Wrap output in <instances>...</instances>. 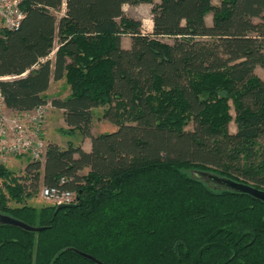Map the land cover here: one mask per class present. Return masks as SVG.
<instances>
[{"label":"trees","instance_id":"16d2710c","mask_svg":"<svg viewBox=\"0 0 264 264\" xmlns=\"http://www.w3.org/2000/svg\"><path fill=\"white\" fill-rule=\"evenodd\" d=\"M137 2L153 4L150 32L122 9ZM21 8L0 38V76H14L0 80L6 107L32 110L65 78L70 93L49 102L91 147L48 142L17 176L0 163V214L43 227L0 223V264H99L79 252L102 264H264V201L187 173L264 189V0ZM96 108L113 130L92 133ZM40 185L75 192V206L27 204Z\"/></svg>","mask_w":264,"mask_h":264},{"label":"built area","instance_id":"2783aa9c","mask_svg":"<svg viewBox=\"0 0 264 264\" xmlns=\"http://www.w3.org/2000/svg\"><path fill=\"white\" fill-rule=\"evenodd\" d=\"M24 0H0V38L3 33L16 29L23 17ZM14 76H0L10 79ZM49 101L32 110L16 111L6 107L0 89V163L6 164L19 157L43 161L47 140L45 124ZM63 181V178L60 179ZM40 196L57 206L75 202V192L58 186H42Z\"/></svg>","mask_w":264,"mask_h":264},{"label":"rangeland","instance_id":"374dc122","mask_svg":"<svg viewBox=\"0 0 264 264\" xmlns=\"http://www.w3.org/2000/svg\"><path fill=\"white\" fill-rule=\"evenodd\" d=\"M158 2L159 0H155ZM219 0H213L214 4H218ZM153 4L147 3V2H137V3H125L122 6V9L124 13L130 17H133L135 19H138L141 21V30L143 32H150L152 30V13L151 8ZM205 20L207 23L211 22V13L207 12L205 14ZM161 40L165 42H171L172 38L170 37H162ZM121 44L129 46L130 45V37L128 35H122L121 36ZM255 72L258 76H260L262 79H264V67L256 66ZM65 89L66 86L64 83H51L50 88L48 90V93L46 94L48 97V101L52 96H64L65 95ZM53 106L50 105L47 109V119L51 125L50 127L54 131V133H58L59 136L62 135V138L58 141L60 146H66V144L71 141L74 145H77L78 142V134L77 132L73 133L72 135H69L66 133V125L63 122L62 115L57 110L52 109ZM230 112L232 116L234 115V111L230 109ZM102 114V108H96L93 110V121H94V129L95 132L101 131L103 128L106 129L107 124L103 122L100 118V115ZM46 125V124H45ZM192 128V122H188L186 125V129ZM228 129L230 132H234L235 130V124L231 120L228 125ZM29 159L27 157H19L15 158L14 160H11L9 163L4 164L6 168H8L10 171H12L16 176L23 174V164L25 165ZM43 162V161H42ZM192 175H196L195 171H189L187 172ZM208 182V181H207ZM1 186H3V182H0ZM208 184L213 188H218L214 186L213 184ZM42 185L39 186L38 191L35 192L31 197H28L26 199L27 204L40 207L42 205L51 204L49 201L44 199L40 196V189ZM10 205H15V202L11 201Z\"/></svg>","mask_w":264,"mask_h":264},{"label":"water","instance_id":"95a60500","mask_svg":"<svg viewBox=\"0 0 264 264\" xmlns=\"http://www.w3.org/2000/svg\"><path fill=\"white\" fill-rule=\"evenodd\" d=\"M196 172V177L204 180V181H208L209 183L213 184L214 186L218 187V188H224L227 190H231V191H237V192H242V193H248L250 195H252L253 197L264 201V189H260L257 188L249 183H244V182H240L228 177H224L221 175H217L208 171H203V170H193ZM75 206V203H62V204H58L56 206V210L59 208H63V207H72ZM0 223H4V224H10V225H14V226H18L20 228H23L25 230L28 231H39L41 229H43V227H38V226H32L29 225L19 219L13 218L7 214H0ZM81 255L95 261L96 263L102 264L101 262H99L98 260H96L94 257L79 252Z\"/></svg>","mask_w":264,"mask_h":264},{"label":"crops","instance_id":"0c3cea01","mask_svg":"<svg viewBox=\"0 0 264 264\" xmlns=\"http://www.w3.org/2000/svg\"><path fill=\"white\" fill-rule=\"evenodd\" d=\"M123 46L124 47H128L126 45H123ZM49 57L50 58H53V53H51ZM255 69H256V67H255ZM51 83H64L65 86H66V89H65V95L64 96L61 97L59 95H56V96L54 95L50 99H52L54 97L65 98L70 93V88H69V85L65 82V78H61L59 80H51L50 81L49 87H48V89L45 92L46 94L48 93V90L50 88ZM52 109L57 110L58 112H60L61 115H62V119H63V111H62V109L55 108V107H53ZM101 115H100L101 120L103 122H105V124H107L106 129L103 128L98 133L95 132V129H94V121H93V128H92V133L93 134H99V133L108 132V131H111V130H113L115 128V126L112 123H110L109 121L103 119ZM63 122H64V120H63ZM50 125H51V123L47 120L46 125H45V137H46V140H47V142H54V143H57L59 145V142L58 141L62 138V135L59 136L58 133H54V131L52 130V128L50 127ZM76 132H77L78 137H79L78 138L77 145H80L86 151L90 150V147H91V140H90V138L89 137H82L79 134L78 131H76ZM23 167H24V164H23Z\"/></svg>","mask_w":264,"mask_h":264}]
</instances>
